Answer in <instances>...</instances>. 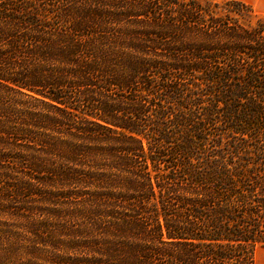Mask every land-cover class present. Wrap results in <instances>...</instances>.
<instances>
[{
  "label": "trees",
  "instance_id": "trees-1",
  "mask_svg": "<svg viewBox=\"0 0 264 264\" xmlns=\"http://www.w3.org/2000/svg\"><path fill=\"white\" fill-rule=\"evenodd\" d=\"M220 4L0 0V264H255L264 22Z\"/></svg>",
  "mask_w": 264,
  "mask_h": 264
},
{
  "label": "rangeland",
  "instance_id": "rangeland-1",
  "mask_svg": "<svg viewBox=\"0 0 264 264\" xmlns=\"http://www.w3.org/2000/svg\"><path fill=\"white\" fill-rule=\"evenodd\" d=\"M212 1H215L217 3H223L224 1H230V0H212ZM233 1H239V2L245 3L246 5H249L253 10L254 16L250 15L246 11H242V10L239 12V15H236V14L234 15L232 13V11H234V10H232L228 6H223L222 4H220L218 7H212V10H213L212 13L208 12L205 15V18L208 19L210 16H214L216 18L225 19V15H226V17H230L231 19H235L236 17H238L239 23L245 29L255 28V27L258 28L261 25H263V22H264V0H233ZM229 132H231V131H229ZM234 135H236V134H233L232 132L230 134L226 135V137H228V139H225V141L228 144L225 146V148L227 149L228 153H232L233 151H235L236 145L240 147L241 144H239V143L243 142L241 140H236V139H240L242 137L234 136ZM245 139H247V138H245ZM249 143H250V141H245L243 146L241 147V149H243L247 146L250 147L251 144H249ZM255 258H256L257 264H264V248L263 247L258 246L256 248Z\"/></svg>",
  "mask_w": 264,
  "mask_h": 264
},
{
  "label": "crops",
  "instance_id": "crops-1",
  "mask_svg": "<svg viewBox=\"0 0 264 264\" xmlns=\"http://www.w3.org/2000/svg\"><path fill=\"white\" fill-rule=\"evenodd\" d=\"M255 264H257L256 258H255Z\"/></svg>",
  "mask_w": 264,
  "mask_h": 264
}]
</instances>
